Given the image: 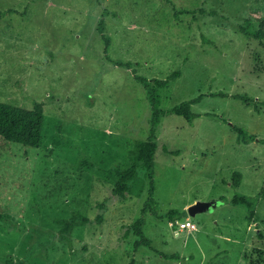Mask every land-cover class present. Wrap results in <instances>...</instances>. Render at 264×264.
<instances>
[{"label": "rangeland", "instance_id": "obj_1", "mask_svg": "<svg viewBox=\"0 0 264 264\" xmlns=\"http://www.w3.org/2000/svg\"><path fill=\"white\" fill-rule=\"evenodd\" d=\"M259 13L264 0H0V101L46 113L39 148L0 141V264H264V47L241 31ZM174 72L149 170L138 77ZM182 103L198 117L170 113ZM197 202L214 208L192 217Z\"/></svg>", "mask_w": 264, "mask_h": 264}, {"label": "trees", "instance_id": "obj_2", "mask_svg": "<svg viewBox=\"0 0 264 264\" xmlns=\"http://www.w3.org/2000/svg\"><path fill=\"white\" fill-rule=\"evenodd\" d=\"M256 21L259 24V28L254 31L252 30L253 22L251 19L246 21V25L241 27L242 33L247 36H252L255 40H258L264 47V15L261 13L256 15ZM124 65V64H120ZM130 64H128L129 66ZM180 72H174L167 79H153L148 80L145 77H138L140 81L146 84L151 103L153 108V118L151 125V133L148 142L144 144L141 149V161L144 166L149 170L154 169L156 153L158 146L156 143L157 129L161 124L162 115L165 113L161 108V96L160 91L162 88L167 87L174 78H178ZM202 97H199L196 101H200ZM170 113L177 114L192 121L197 114L191 110L189 103H182L176 106ZM46 121L45 106L42 103H37L33 109H27L11 103L0 101V141L5 143H17L25 147L39 148L42 144L43 131ZM237 131L243 135L242 141L244 143H250L255 141L257 136L248 134L244 129L237 128ZM167 151V150H166ZM168 152V151H167ZM119 180L117 182V193L124 194L128 190V183L135 179L137 171L135 168L128 170L117 169ZM243 174L236 172L233 176V185L239 187L242 184ZM259 197L264 198V189L259 194ZM232 204L244 205L247 207L251 215L255 214V203L247 196H236L231 200ZM154 214L158 215L157 210H153ZM183 214L176 210H171L166 214V217L170 218L171 221L176 222L181 219ZM144 220L139 219L135 223L136 233L142 239V242L150 243L143 232ZM141 241L137 242L140 245Z\"/></svg>", "mask_w": 264, "mask_h": 264}, {"label": "water", "instance_id": "obj_3", "mask_svg": "<svg viewBox=\"0 0 264 264\" xmlns=\"http://www.w3.org/2000/svg\"><path fill=\"white\" fill-rule=\"evenodd\" d=\"M213 209L214 204L208 202H197L189 208V215L195 217L198 213L204 212L208 209Z\"/></svg>", "mask_w": 264, "mask_h": 264}, {"label": "built area", "instance_id": "obj_4", "mask_svg": "<svg viewBox=\"0 0 264 264\" xmlns=\"http://www.w3.org/2000/svg\"><path fill=\"white\" fill-rule=\"evenodd\" d=\"M175 225L179 226V231H185V230H196L197 226L194 222H192L189 218H187L186 220H182V221H176Z\"/></svg>", "mask_w": 264, "mask_h": 264}]
</instances>
